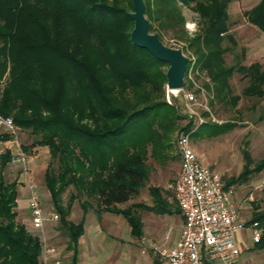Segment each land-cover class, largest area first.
Listing matches in <instances>:
<instances>
[{"label": "trees", "instance_id": "obj_1", "mask_svg": "<svg viewBox=\"0 0 264 264\" xmlns=\"http://www.w3.org/2000/svg\"><path fill=\"white\" fill-rule=\"evenodd\" d=\"M143 2L149 32L160 40L162 32H173L184 21L177 5H194L203 27L186 39V48L194 50L195 65L209 80L204 87L215 98L228 93V79L235 71L248 80L243 96L264 97L259 64L224 66L223 42L230 37L227 6L232 0ZM131 11V0H0V115L28 132L32 147L48 149L44 183L73 251L71 264H76L83 220L77 225L68 220L70 205L63 207L62 193L72 186L77 195L94 198L97 212L121 215L139 239L141 219L130 208H117L137 196L147 178L144 159L129 149L126 133L132 123L145 118L155 123L174 113L173 104L164 101L168 64L132 44ZM249 21L264 34V0L249 12ZM190 65L191 60L187 71ZM232 101L236 104L239 97ZM243 157V172L224 184L226 189L264 170V160L250 169L246 151ZM9 161V151L0 155V169ZM150 195L154 206L147 211L172 214L157 190ZM16 201L15 183L0 178V264H41L42 242L16 223ZM80 207L83 214L89 209L85 202ZM250 222L264 224V212ZM255 247L264 249V231Z\"/></svg>", "mask_w": 264, "mask_h": 264}, {"label": "rangeland", "instance_id": "obj_2", "mask_svg": "<svg viewBox=\"0 0 264 264\" xmlns=\"http://www.w3.org/2000/svg\"><path fill=\"white\" fill-rule=\"evenodd\" d=\"M259 2L260 0H232L228 4L226 36L230 37L225 38L223 42V48L227 49L223 54L224 66L237 68L259 64L264 70V34L249 21V12ZM177 6L184 21L174 26L175 32H162L161 40L168 47L181 49L183 54L191 60L184 79V92H180L176 98L173 97L174 113L171 118H157L155 123L151 118H145L138 124L129 125L126 133L129 138L127 141L129 149L144 159L147 178L137 196L124 204L117 205L120 210L130 208L133 215L144 222V235L138 246L141 249L140 254L145 251L151 259L158 257L156 258L152 245L147 247L145 242L149 239V235L155 234L158 228H153L155 217L146 210V207L154 204L150 191L157 190L171 207L177 209L172 192V185L177 178L176 168L180 164L176 142L186 126L191 124L185 132L190 133V145L197 152L199 161L212 172L220 175L224 184L237 179L243 172L246 163L243 157L245 151L251 160L248 166L250 169L264 160V97L243 96L242 92L248 85V80L237 71L228 79L229 91L222 99L215 98L213 92L204 87V83H209V80L206 74L200 72L195 65L194 50L186 48V39H192L195 33L202 29L203 24L198 14L191 8L193 4L190 7L181 4ZM185 92L194 94L197 100L195 105L190 106L192 112L186 107ZM235 96L239 97L236 104L232 101ZM32 142L33 137L22 130H16L15 138L1 139L0 155L7 151L14 152L17 144L21 146L27 156V174L25 175L21 165L9 161L0 169V178L6 184L15 183L17 199L20 200L19 209L14 208L17 213L16 223L24 224L27 231L37 236L41 242L45 240L53 244L58 251L62 252L61 264H69L70 257H66L67 253L64 252L68 237L60 226L59 218L56 221L50 220L51 215L56 213L44 183L43 166L46 161L44 160L43 164L38 166L35 161L33 163L31 161L35 156L43 155V149H48L32 147ZM27 184H33L40 195L42 209L48 219L44 231H37L31 227L23 193V188L27 189ZM228 189L231 190L232 202L236 207H240L241 215H244L246 219L251 221L256 214L264 212V170L250 174L246 181H235ZM61 202L64 208L70 205L68 220L74 223H78L82 215L80 207L82 202L88 203L89 211L97 209V201L94 198H88L84 194L77 195V190L72 186L62 193ZM110 217L117 216L105 215L106 220ZM165 219L166 223L161 225L163 227L161 237H164L166 231L172 230V226H169L173 224L172 217ZM259 225L264 229V224ZM242 235L244 244L240 261L245 260L244 264H264V251L249 250L254 246L251 234L245 231ZM161 263L164 264L162 261Z\"/></svg>", "mask_w": 264, "mask_h": 264}, {"label": "built area", "instance_id": "obj_3", "mask_svg": "<svg viewBox=\"0 0 264 264\" xmlns=\"http://www.w3.org/2000/svg\"><path fill=\"white\" fill-rule=\"evenodd\" d=\"M185 87V85H184ZM182 91H168L165 101L173 104ZM186 107L196 104L194 94L184 93ZM201 121V120H200ZM11 117L0 115V141L2 135L16 136ZM189 132L177 137L176 149L180 156V171L172 185L174 200L183 218L178 238L171 246H152L154 254L165 264H235L240 256L237 240L239 233L249 229L253 243L259 242L262 229L258 222L241 218L240 207L232 202L231 190L226 189L220 175L204 166L190 145ZM11 162L19 164L26 173L27 156L20 145L11 152ZM31 227L43 231L48 220L43 212L40 195L33 184H27ZM57 220L52 214L50 220ZM169 232L165 239L167 240Z\"/></svg>", "mask_w": 264, "mask_h": 264}, {"label": "crops", "instance_id": "obj_4", "mask_svg": "<svg viewBox=\"0 0 264 264\" xmlns=\"http://www.w3.org/2000/svg\"><path fill=\"white\" fill-rule=\"evenodd\" d=\"M40 149V148H39ZM36 150V149H35ZM38 150V149H37ZM43 155L35 156L31 159L32 163L35 161L36 165L43 164L45 160V166L43 169V174L45 173L46 167L49 162V153L48 150L43 149ZM45 153V155H44ZM197 153V152H196ZM198 155V154H197ZM180 171V164L176 168V176H178ZM23 193L25 195V206L27 208L28 203V190L23 188ZM19 199L16 201V208L19 209ZM154 206V204L152 205ZM151 207V206H149ZM15 208V209H16ZM172 214L171 215H158L154 212H149L153 217H155V224H153V228L157 229L155 234L149 235V239L146 240V246H171L175 243L178 238L179 232L182 228L183 218L179 212V209H174L171 207ZM106 214H112L117 216L116 218L110 217L107 220L105 219ZM30 216V215H29ZM167 217H172L173 224L172 230L166 231L164 237H161L162 224L166 223ZM241 218L247 222L250 220L246 219L244 215H241ZM165 219V220H164ZM83 220V232L82 235L77 240L76 245V264H162L159 258L151 259L148 253L142 251L138 246L139 241L142 239L144 235V222L141 219L142 223V234L138 239L131 234V228L128 225L127 221L121 216L110 212H97V209H89L85 214L80 217L79 222ZM72 222V221H70ZM78 222V223H79ZM73 224L77 225L78 223ZM157 224V225H156ZM44 231V230H43ZM245 231L250 232L249 229ZM243 231V232H245ZM264 229H262L263 233ZM169 232L167 240L165 236ZM239 233L237 236V240L241 249L240 256L235 264H244L245 260L240 261L242 252H243V244L244 238L242 233ZM143 242V241H142ZM258 250L264 251V249H257L254 246L249 250ZM67 254L66 257H70V263L72 261L73 251L68 248V244H66L65 250ZM62 252L58 251L53 244H50L47 241L42 242V252L40 261L41 264H61L62 260ZM243 258V257H242ZM165 264V263H164Z\"/></svg>", "mask_w": 264, "mask_h": 264}, {"label": "water", "instance_id": "obj_5", "mask_svg": "<svg viewBox=\"0 0 264 264\" xmlns=\"http://www.w3.org/2000/svg\"><path fill=\"white\" fill-rule=\"evenodd\" d=\"M131 3L132 11L127 13V16L133 21V29L130 33L132 44L147 50L156 60L168 64L165 73L166 90L182 91L189 58L183 54L181 49L166 46L157 34L149 32V22L145 17L143 0H131Z\"/></svg>", "mask_w": 264, "mask_h": 264}]
</instances>
